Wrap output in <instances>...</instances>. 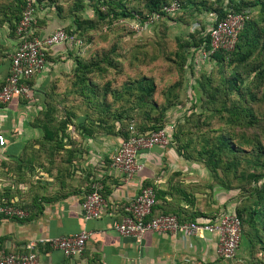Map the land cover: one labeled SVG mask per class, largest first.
<instances>
[{
	"label": "crops",
	"instance_id": "0c3cea01",
	"mask_svg": "<svg viewBox=\"0 0 264 264\" xmlns=\"http://www.w3.org/2000/svg\"><path fill=\"white\" fill-rule=\"evenodd\" d=\"M39 15V19H46V25L40 28L44 33L70 22L54 12L42 10ZM16 45L8 27L0 28V85L9 73L10 55ZM69 48L57 45L48 50L45 69L28 80L31 99L14 97L0 107V134L5 139L0 146V203L11 201L26 212L23 218L0 214V251L25 253L30 250L27 245L39 238L89 231L83 251L74 257H66L60 250L36 242L32 251L37 252V264L214 263L217 257L213 233L200 232L182 239L179 234L145 232L138 240L115 229V224L126 215L125 206L142 186L153 187L159 195L153 207L154 215L177 210L180 217L194 216L206 221L216 212L234 211V205L223 206L229 191H223L227 195L220 198V191L202 190L200 179L189 175L203 166L186 160L171 144L141 149L137 161L143 167L128 179L111 167V155L121 141L120 136L101 130L94 135L74 133L75 141L70 143L74 148L67 146L71 159L65 171L57 172L60 163L56 164L54 159L49 163L46 156L37 161L32 155L26 156L21 166H17L16 160L29 152L30 144L33 143L30 151L39 149L35 144L43 136L39 122L48 102L54 101L58 107L74 98L71 76L75 59L86 54L87 47L85 44L83 48ZM56 117L59 118L58 114ZM93 181L101 182L105 205L98 217L84 220L79 203ZM178 189L191 193L193 202H188ZM174 193L178 201L173 198Z\"/></svg>",
	"mask_w": 264,
	"mask_h": 264
},
{
	"label": "trees",
	"instance_id": "16d2710c",
	"mask_svg": "<svg viewBox=\"0 0 264 264\" xmlns=\"http://www.w3.org/2000/svg\"><path fill=\"white\" fill-rule=\"evenodd\" d=\"M62 1H65L66 4L61 3ZM90 1H93V10L97 16V21L85 15L86 8L82 0H36L34 34L42 37L51 33L40 32V28L46 25V19H39V13L42 10L46 13L54 12L58 17H62V19H70V22L68 21L69 23L59 26L58 28L75 34L76 37L82 40L85 46L87 43L86 41L90 43L93 40L90 35L93 31H97V27L102 21L120 25V22L131 19L133 13H137L144 18L146 14L159 11L163 5L174 0ZM177 1L180 5V9L177 13L188 8H190L192 12H200L201 10L198 8L195 0ZM26 3L27 0H0V28L6 25L16 39V44L18 40L15 30L22 17ZM204 9L209 10V13H214L216 17L210 16L208 18L209 21L203 33L202 28L196 29L195 32L199 36L198 40L195 35H192V40L179 43L178 47L181 49V52L177 53L176 56L179 57L180 68L186 63L196 68L194 67V60L199 56L200 51L209 49V31L215 25L216 20L223 19L229 14H241L245 19L243 27L238 33L234 49L225 50L223 48H218L207 61H211L221 67L224 63L232 67L230 73L226 77H221L223 87H220V84L213 85L211 75L204 74V72L202 74L203 79L200 81L198 79L197 81L192 79V83L188 85L190 89L193 85H199V90H201L199 94L201 97L198 96L199 104L195 100L194 93H192V95H186V102L189 103L186 115H189V117H187L185 121H190L195 126L198 135L201 134L199 138L193 140L190 137L182 136V127H175L173 120L169 122L166 121L167 111L179 102L178 93L184 85L182 80H176L172 84L167 85L166 89L161 93L162 100L159 102L154 97L156 93L154 79L145 75L132 80L127 79L122 83L120 89H110L108 83L103 85V87H99L98 83L93 81L91 76L106 71L107 68L114 65V61L109 55L105 54L102 56L95 55L90 59H87L89 54H84L76 57L75 69L71 77L73 78L72 86L75 91L85 97V105L87 108L81 111L82 113L80 112V114L67 111V119L60 120L56 117V114L59 112L60 106L65 105L66 107L67 104L56 107V105L53 104L54 101L48 102L46 108L41 113L43 120L39 122V126L43 129V136L38 142L35 141L39 149L33 152L30 151L33 143L30 144V147H28L29 152L22 156L20 155L21 157L16 160V164L20 167L21 162L25 161V158L30 155H32L35 161L46 156L50 159L48 162L51 163L54 162L53 159L58 155L56 153H58L59 150L61 151L66 148V150L70 152L63 140L67 137L64 133L65 129L71 122H75L74 125L79 134L94 135L101 130L105 133L117 134L120 136L121 140L126 139L130 135L129 127L131 125L142 133L157 131L166 126H172L170 144L176 142L174 148L177 153L186 160H202L212 173L215 179L214 182H218V190L228 191L233 188L225 181L228 179L240 178V180L244 182L240 184V187H237L242 189V192L238 194L240 201L234 208V213L241 221V239L242 228L249 226L254 232L252 236L255 237L256 241L262 244L261 246L264 249V160L261 159L262 156H264V147L259 141L253 140V137L246 133L248 128L256 124L258 125L259 121L251 105H236V103L231 101V92H235L240 100L243 99L244 93L241 92V86L237 84V80L243 84L246 81L241 74L237 72V69L239 65H243L244 62L251 58H254L253 62L245 65V68H247V72L253 73L249 78L251 86H254L256 90L254 92L251 91L252 93L248 99L253 101V103L257 102L255 98L258 95L261 100H264V0H217ZM253 10H256L255 17L252 15ZM173 15L163 14L153 26L162 20L171 18ZM99 19H101V22H98ZM131 32L134 33L132 30ZM66 47L69 48V46ZM189 47H194V50L187 53ZM70 48L74 49L73 47ZM47 52L48 50H46V56ZM195 82L197 83L195 84ZM246 83L248 84V82ZM245 87L246 90H248V85H244V88ZM108 95H111L113 99L109 101L107 99ZM73 96L76 97V95H72V97ZM29 99H31V96ZM115 102L116 104H114ZM73 104H75L74 99L71 107L75 106ZM193 107L197 108L196 111L192 109ZM73 109H75V107ZM134 110H137L138 121L133 119L134 117L129 113V111ZM77 111L78 108H76V112ZM204 113L207 115H204ZM194 117H196V119H193ZM211 117L215 119L212 120ZM211 120L219 126V130L215 134H202L205 133V131H200L201 127L212 123ZM237 129L245 131L243 133H237ZM193 150L196 151L193 153ZM249 150L255 153V160L248 163L246 166H242V154H245ZM225 154L230 157L224 159L223 156ZM69 156L70 154L59 158L58 163H60L61 169H58L57 172L68 169L71 159ZM28 161L30 162L31 159ZM219 171L224 174L222 177H218ZM177 174H179V172ZM191 185L192 183L189 184V186ZM206 186L210 189L213 187V185ZM178 190L179 192L181 191L180 194L183 195L184 198H187L188 202H193V195L191 193H186L180 189ZM89 191L90 189L87 193ZM100 194L102 195V193ZM155 196L157 203V197H159L157 192ZM173 198L177 199V194L175 197L174 193ZM46 200L48 199L46 198ZM178 200L179 198L177 201ZM5 204H13V202L6 201ZM22 208L26 207L23 206ZM173 212L163 211L160 213L176 215L180 220L195 219L194 216L180 217L181 215L177 210ZM220 212L222 211L216 212L211 215V217H214ZM45 245L50 247L47 243ZM249 245V249L255 246V242L251 238H249ZM255 258L261 259L259 257ZM255 258L254 260L256 261ZM251 262L252 261H247L248 264Z\"/></svg>",
	"mask_w": 264,
	"mask_h": 264
},
{
	"label": "built area",
	"instance_id": "2783aa9c",
	"mask_svg": "<svg viewBox=\"0 0 264 264\" xmlns=\"http://www.w3.org/2000/svg\"><path fill=\"white\" fill-rule=\"evenodd\" d=\"M36 0H27L22 17L18 22L15 33L17 45L10 55V68L7 77L0 85V107L10 102L14 97L30 98V85L28 80L46 67V50L57 45H66L74 49L82 48L84 43L75 34L62 28H57L45 36H37L35 32ZM41 7V6H39ZM180 9L179 2L174 0L162 6L161 10L146 14L142 18L137 13L129 20H124L125 26H130L135 32H140L157 22L163 14L173 15ZM209 16H215L209 13ZM216 17V16H215ZM245 17L241 14H229L223 19H218L209 31V49L199 52L194 60L196 66L199 61L207 62L218 48L233 50L238 38V33L243 27ZM130 27V30H132ZM132 30V31H133ZM130 135L120 141L111 155V167L124 175L127 179L143 165L137 161V154L141 149H151L154 146L169 145L172 138V126H166L157 131L142 133L133 125L129 127ZM5 142L0 134V146ZM102 184L93 181L90 191L86 193L79 203L81 217L84 220L96 218L100 215L105 200L100 194ZM0 203V214L23 218L26 212L14 204ZM156 196L153 187L142 186L125 206L126 215L122 221L115 224L118 233L124 236L140 239L145 232L179 234L182 239H188L200 232L216 235V257L225 261L239 262L237 254L241 240V221L234 211H222L214 217L204 220H180L173 214H153ZM89 231L70 233L66 236L43 237L31 241L27 247L29 252L14 253L0 251V264H37L38 255L32 251L36 242L47 243L50 247L58 249L66 257L81 254Z\"/></svg>",
	"mask_w": 264,
	"mask_h": 264
},
{
	"label": "rangeland",
	"instance_id": "374dc122",
	"mask_svg": "<svg viewBox=\"0 0 264 264\" xmlns=\"http://www.w3.org/2000/svg\"><path fill=\"white\" fill-rule=\"evenodd\" d=\"M82 1H84L83 4L86 8L85 15L90 19L97 21V16L93 10V1ZM216 1L217 0H195L198 8L201 9L200 12H192L190 8L184 9L176 15H173L171 18L162 20L156 25H152L140 32H135V30H133L130 26H127L130 27L134 31V33L131 32V30L129 31V29L126 28L123 22H120V25H117L110 22L108 23L107 21L101 22V19H99L98 22L101 23L98 25L97 31H93L90 35L93 40L90 43L86 41L87 48L84 50L86 52L85 55L89 54L87 59H90L95 55H109L110 58L114 61V65L107 68V70L102 73L93 74L91 76L93 81L98 83L99 87H103V85L108 83L110 89H120L122 83L127 79L132 80L143 75L152 77L156 84V93L154 97L159 102L162 100L161 93L164 89H166L167 85L172 84L176 80H182L184 85L178 93L179 102H177V104L172 106L167 111L166 121L169 122L173 120L175 123V127H182V136L190 137L193 140L199 138L201 134L198 135L195 126L190 121H185L186 118L189 117V115H186L189 106V103L186 102V95H192V93H194L195 100L199 104L198 96L201 97V95H199L201 93V90H199V85H193L191 89L190 87H188V85L189 83H192V79L196 81L197 79L199 81L203 79L202 74L204 72V74L211 75L213 85L220 84V87H223L221 77H226L230 73L232 67L228 66L226 63H224V65L221 67L211 61L205 63H201V61H199L198 64L194 66L196 68L191 67L189 63L182 65V67L180 68V60L179 57L176 56V54L181 52V49H179L178 47L179 43L185 42L187 40H192V35H195L196 39L198 40L199 36L195 32L196 29L202 28V33L204 29L206 30V25L209 21L208 18L210 16L208 14L209 10H206L204 8L209 7V5H212ZM255 11L256 10H253V17H255L256 15ZM193 50L194 47H189L187 53ZM253 60L254 58H251L250 60L244 62L243 65H239L237 72L241 74V76L245 79L246 82H248V84L246 82H244V84L240 83V81L237 80V84L241 86V92L244 93V96L243 99L240 100L235 92H231V101L236 103V105H251L253 107L259 123L258 125L256 124L253 127L248 128L246 130V133L247 135H251L253 137V140L259 141L264 147V100H261L258 95L255 98V101L257 100V102L253 103V101L248 99L250 97V94L252 93L251 91L254 92L256 88L254 86H251L249 78V76H252L253 73L247 72V68H245V65L252 63ZM196 83L197 82H195V84ZM244 85H248V90H246V87L244 88ZM74 95H76V97L74 96L73 98L75 103L73 105L75 106L71 107L73 99L70 100V103L66 105L68 109L65 107V105L60 106L59 112L57 113L60 120L67 119V111H72L75 114H80L81 111H84L85 108H87V106L85 105V97L81 96L76 91ZM107 99L110 101L113 98L111 95H108ZM114 104H116V102ZM74 107L75 109H73ZM76 108H78L77 112ZM192 109L196 111L197 108L193 107ZM129 113L132 114V116L134 117L133 119L138 121L139 118L137 117V110L129 111ZM204 115L207 114L204 113ZM193 119H196V117H194ZM211 119L214 120L215 118L211 117ZM212 120V123L201 127L200 131H205V133L202 134L209 135L212 133H217V131L219 130V126ZM74 123L75 122L69 123L67 130L65 129L64 133L67 137H65L63 141L64 144H66V147L69 146L74 148L73 144H70L75 141V138L73 137L74 133H77V129ZM244 131L245 130L237 129V133H243ZM171 146L175 147L176 142H173ZM69 149L70 148H68V150ZM195 151L196 150H193V153ZM68 153L69 152L66 150V148L61 150L59 154L54 157L55 163L59 164V158L61 156L64 157L68 155ZM254 155L255 153L252 150H249L245 154H242V166H246L248 163L254 161ZM223 157L224 159H228L230 156L225 154ZM261 159L264 160V156H262ZM190 162H197L203 166V168L201 169L194 170V175H189V177L191 178H196L197 176L198 178L196 179H200L199 182L202 183L201 186L203 185L202 190L207 189L206 185H213V187L211 186L212 189H209L211 191H215V193H217V191L219 193L220 191V194L218 195L220 198L222 195H227L224 194L222 190H218V182H214L215 179L212 173L208 170L207 166L202 160L192 159V161ZM218 173V177H222L224 175L221 171H219ZM225 181L233 188L231 190H228V199L225 202L226 204H223V206H236L240 201L238 194L242 192V189L237 187H240V184L244 182H242L240 178L230 180L228 179ZM253 233V230L249 226L242 228V239L237 250V254H241H239V262L225 261L217 258V260H215L212 264H248L247 261H252L249 264H264V249L261 246L262 244L256 241L255 237L252 236ZM249 238H251L255 242V246L250 249ZM255 257H259L261 259ZM254 258L256 259V261L254 260Z\"/></svg>",
	"mask_w": 264,
	"mask_h": 264
}]
</instances>
